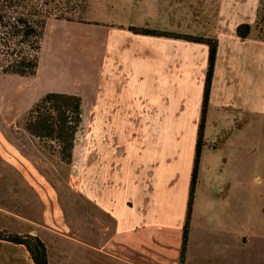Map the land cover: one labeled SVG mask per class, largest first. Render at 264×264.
<instances>
[{
    "label": "crops",
    "instance_id": "1",
    "mask_svg": "<svg viewBox=\"0 0 264 264\" xmlns=\"http://www.w3.org/2000/svg\"><path fill=\"white\" fill-rule=\"evenodd\" d=\"M260 8L261 0H145V29L218 44L185 264H244V178L247 165L256 171L264 129ZM242 24L252 27L244 39ZM113 25L126 24L50 19L36 76L0 72V229L39 237L49 264H181L209 46L145 34V53L133 54L132 36ZM52 92L82 99L76 202L69 165L26 129ZM0 247L10 252L0 264H34L25 247Z\"/></svg>",
    "mask_w": 264,
    "mask_h": 264
},
{
    "label": "trees",
    "instance_id": "2",
    "mask_svg": "<svg viewBox=\"0 0 264 264\" xmlns=\"http://www.w3.org/2000/svg\"><path fill=\"white\" fill-rule=\"evenodd\" d=\"M89 10L88 0H0V72L20 77H34L37 74L39 55L47 23L50 19L78 21L75 14H85ZM264 0L258 13L257 27L264 41ZM129 31L137 35H156L209 46V65L205 84L202 118L199 127L195 166L192 173L188 212L183 232L181 264H185L193 212L198 168L204 142L206 111L209 104L212 78L217 55V41L214 39L169 32H159L130 26ZM250 24L237 28L240 38L251 33ZM82 99L77 95L48 93L30 110L26 122L28 133L37 138L47 150L70 165L77 126L81 116ZM0 241L23 246L27 249L34 264H49L44 242L31 234H15L0 230Z\"/></svg>",
    "mask_w": 264,
    "mask_h": 264
},
{
    "label": "rangeland",
    "instance_id": "3",
    "mask_svg": "<svg viewBox=\"0 0 264 264\" xmlns=\"http://www.w3.org/2000/svg\"><path fill=\"white\" fill-rule=\"evenodd\" d=\"M88 3L90 5V13L88 14V11L85 14H75L73 15L74 19L84 20L91 17L100 20H114L121 24H126L120 27L119 25H113V27H117L118 29L122 27L130 34L129 36H132L134 40L133 46L128 47V49H132L133 54L145 53V36L134 34L128 30L130 26L145 29V0H134V3L133 0H88ZM261 26L264 29V20H262ZM256 28L260 31L259 27ZM141 130L145 135V128H141ZM51 161L55 169L61 166L54 157ZM256 162L255 172L253 168L250 169V166L247 165L244 178V207L243 204L240 207V214L242 217L244 215L246 231L244 264H264V129L262 131L261 150L260 154L256 157ZM76 184L77 165L75 161H72L69 165V186L67 195L73 202H76L77 199ZM10 191L11 190H7L5 194L7 201L16 204L18 198ZM238 209L239 207L236 204L234 207L235 214H238ZM17 223H11V228L19 229ZM0 254V259L10 254V252H8V247H0Z\"/></svg>",
    "mask_w": 264,
    "mask_h": 264
}]
</instances>
